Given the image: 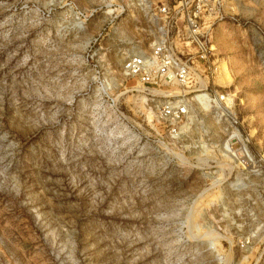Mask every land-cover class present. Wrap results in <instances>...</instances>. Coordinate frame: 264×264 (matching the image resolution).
I'll list each match as a JSON object with an SVG mask.
<instances>
[{
    "label": "rangeland",
    "instance_id": "374dc122",
    "mask_svg": "<svg viewBox=\"0 0 264 264\" xmlns=\"http://www.w3.org/2000/svg\"><path fill=\"white\" fill-rule=\"evenodd\" d=\"M165 35L192 82L142 87ZM0 264H264V0H0Z\"/></svg>",
    "mask_w": 264,
    "mask_h": 264
},
{
    "label": "built area",
    "instance_id": "2783aa9c",
    "mask_svg": "<svg viewBox=\"0 0 264 264\" xmlns=\"http://www.w3.org/2000/svg\"><path fill=\"white\" fill-rule=\"evenodd\" d=\"M157 12L167 17L169 8L165 5L157 7ZM188 27L193 35V40L198 44L202 50L200 40L197 36V30L194 21L188 18ZM186 27V26H185ZM206 54H201L199 59H205ZM123 70L127 76L135 78L142 87L157 86H185L187 87L193 77L191 76L190 58L182 60L176 55L175 50L168 41L167 35L156 40L149 50L139 51L129 57L123 64ZM206 88V87H205ZM204 89H196L200 93L191 97L194 105L198 108H205L209 106L213 109L215 114L220 112V117H225L229 124L237 125V119L234 115V100L232 95L227 91L217 93L214 91H207ZM204 91V92H201ZM174 97H168L160 103L159 117L165 123L168 118L175 120L176 123L181 122L186 115V105L184 99L175 100L177 106H174ZM181 124V123H180ZM179 124V125H180ZM172 125L170 132L174 134H181L184 127L181 125ZM170 126V124H169ZM233 137V136H232ZM233 144L225 143L226 151L233 149Z\"/></svg>",
    "mask_w": 264,
    "mask_h": 264
},
{
    "label": "bare ground",
    "instance_id": "6f19581e",
    "mask_svg": "<svg viewBox=\"0 0 264 264\" xmlns=\"http://www.w3.org/2000/svg\"><path fill=\"white\" fill-rule=\"evenodd\" d=\"M222 67V66H221ZM226 68V67H225ZM228 72V71H227ZM227 74V73H226ZM227 78H228V76H227Z\"/></svg>",
    "mask_w": 264,
    "mask_h": 264
}]
</instances>
